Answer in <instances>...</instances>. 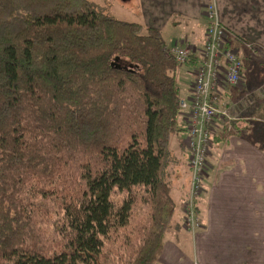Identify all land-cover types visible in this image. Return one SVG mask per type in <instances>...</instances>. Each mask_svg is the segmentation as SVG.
<instances>
[{
	"label": "trees",
	"instance_id": "trees-1",
	"mask_svg": "<svg viewBox=\"0 0 264 264\" xmlns=\"http://www.w3.org/2000/svg\"><path fill=\"white\" fill-rule=\"evenodd\" d=\"M169 48L92 0H0V264L158 260L181 130Z\"/></svg>",
	"mask_w": 264,
	"mask_h": 264
},
{
	"label": "crops",
	"instance_id": "crops-1",
	"mask_svg": "<svg viewBox=\"0 0 264 264\" xmlns=\"http://www.w3.org/2000/svg\"><path fill=\"white\" fill-rule=\"evenodd\" d=\"M127 3L129 21L157 29L167 48L177 45L194 51L185 63L178 64L177 84L179 75L188 80L180 92L181 100L190 101L191 81L202 61L208 4L215 5L218 19L229 33L227 43L243 63L239 84L223 82L218 86L219 106L228 110L232 120L220 122L222 126L220 123L216 126L215 122L212 127L208 168L198 199L202 226L191 234L192 255L183 252L174 241L164 240L154 264H264V89L258 91L264 84V0H127ZM167 28L170 35L164 31ZM246 94L256 101L246 100ZM186 115L187 111H183L179 116L184 137L170 143L168 178L178 226L189 234L181 226L189 180ZM249 132L257 133L262 145L247 138Z\"/></svg>",
	"mask_w": 264,
	"mask_h": 264
},
{
	"label": "built area",
	"instance_id": "built-area-1",
	"mask_svg": "<svg viewBox=\"0 0 264 264\" xmlns=\"http://www.w3.org/2000/svg\"><path fill=\"white\" fill-rule=\"evenodd\" d=\"M208 24L201 52L202 61L196 69L189 102L180 100V111H187L188 166L190 171L189 190L184 197L183 228L195 232L200 227L198 199L203 190L207 156L209 154L212 127L217 119H229L228 110L219 106L218 86L223 82L239 84L243 63L236 50L227 43L226 30L218 19L213 3L206 6ZM168 51L176 62L183 64L194 52L173 45Z\"/></svg>",
	"mask_w": 264,
	"mask_h": 264
},
{
	"label": "rangeland",
	"instance_id": "rangeland-1",
	"mask_svg": "<svg viewBox=\"0 0 264 264\" xmlns=\"http://www.w3.org/2000/svg\"><path fill=\"white\" fill-rule=\"evenodd\" d=\"M95 4H97L98 6L101 7V10L108 14V15H111L117 19H121V20H130L131 17L130 16V13L127 11V5L130 6L128 3H127V0H92ZM208 24V23H207ZM207 27V26H206ZM225 28V27H224ZM170 28H167L165 29V33H169L170 35ZM226 30V29H225ZM205 32H206V29H205ZM174 37V36H173ZM229 37V33L226 31V38ZM204 43V42H203ZM252 45V44H251ZM180 48H184V49H187V47H184V46H180ZM195 50V49H194ZM235 50V49H234ZM190 57V56H189ZM185 81V82H184ZM192 82L191 81V85H192ZM187 83H188V80H187V77H184L183 75H179L178 76V85L180 87V92L182 93L183 92V88L187 86ZM192 87V86H191ZM264 89V84H262L260 86V88H258V91L260 90H263ZM249 94V93H248ZM246 94L245 96V99L248 100V99H251L253 100V102L256 101V99H254L251 95H248ZM227 119L226 118H223L221 121H215L216 122V126L222 122V123H226ZM254 122V121H252ZM220 123V125L222 126L223 124ZM183 132V131H182ZM184 133V132H183ZM260 133V132H258ZM182 137H184V134L181 133V130H179L178 132L176 133H173L172 137H171V142L172 144L181 139ZM247 138L251 139L252 141H254L255 143L259 144V145H262V140L258 137L257 133H253V132H249L247 133ZM189 168V166H188ZM207 168H208V165H207ZM207 168H206V171H205V174L207 172ZM173 176V172L171 174V177ZM189 179H190V171H189ZM189 182L190 180H188V185H189ZM189 190V187H187V190H186V193H185V196L187 194ZM203 191V190H202ZM184 196V197H185ZM176 197V196H175ZM184 200V199H183ZM175 202V201H174ZM141 212L138 216L132 218V227L134 228V225L136 223H141V224H145V227L149 228V225L147 223H149L147 220H146V217H147V211H146V208H145V211L144 209H139ZM182 212V211H181ZM199 212V211H198ZM199 214V213H198ZM183 216H184V203H183V212H182V215H181V226L182 225V222H183ZM144 219H145V223L144 222ZM200 219V217H199ZM201 221V219H200ZM200 227L199 229H201V226H202V221L200 223ZM48 225V224H47ZM176 225L178 226V217L177 215L174 214V217H173V220H172V224L170 225V227L168 228V231L167 233L165 234L164 236V240H172L174 241V243L176 245H178V247L183 251V252H190V254L192 255L191 253V250H192V245H193V238H192V235L191 234H195L197 231L195 232H191L187 229H184L185 231H187L189 234H187L186 232H183L180 227L178 226L176 228ZM179 229V230H178ZM175 231V232H173ZM126 233H127V228L125 230L122 231V237H125L126 236ZM132 238L134 239V237L132 236ZM122 240V238H121Z\"/></svg>",
	"mask_w": 264,
	"mask_h": 264
}]
</instances>
